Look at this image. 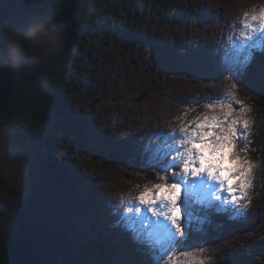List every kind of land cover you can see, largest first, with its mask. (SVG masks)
Instances as JSON below:
<instances>
[{
  "label": "rangeland",
  "instance_id": "374dc122",
  "mask_svg": "<svg viewBox=\"0 0 264 264\" xmlns=\"http://www.w3.org/2000/svg\"><path fill=\"white\" fill-rule=\"evenodd\" d=\"M123 1L141 11L143 22L129 27V37L137 43L120 35L90 54L89 40L80 42L84 48H77L76 55L86 60L88 71L69 67L77 83L65 93V113L50 123L52 146L41 153L42 163L51 168L44 172V182L31 174L23 158L39 134L37 118L23 116L9 125L0 121V240L27 211L30 222L43 223L53 234L41 264H91L97 232L108 238L100 241L107 244L108 264H153L149 253L129 252L133 238L119 226L115 205L122 195H138L143 185L162 182L156 179L160 166H149L143 145L153 133L176 127L185 111L188 119L205 111L207 99L197 102V97L215 98L226 85L237 83L239 97L255 120L250 139L264 138V108L254 109L252 103L264 91V72L255 65L254 53L264 51L253 52L239 77L225 65L235 18L264 6V0ZM57 2L0 0V50L8 46L9 26L20 27L41 12L49 13ZM93 4L102 7L104 0ZM5 64L0 57V65ZM55 70L48 76L55 77L61 67ZM263 149L247 154L258 166L247 213L218 221L206 209L194 222L189 245L207 249V264H264V156L257 154ZM62 254H70L71 261L65 263Z\"/></svg>",
  "mask_w": 264,
  "mask_h": 264
},
{
  "label": "snow or ice",
  "instance_id": "6c2138e0",
  "mask_svg": "<svg viewBox=\"0 0 264 264\" xmlns=\"http://www.w3.org/2000/svg\"><path fill=\"white\" fill-rule=\"evenodd\" d=\"M231 27L225 65L239 77L253 52L264 51V6L243 11ZM196 99H207L205 111L192 119L185 111L176 127L153 133L143 145L149 166H160L156 179L162 182L143 185L138 195H122L115 205L119 226L151 253L153 264H207V249L189 245L200 213L243 216L252 203L258 167L247 155L252 109L235 82L215 98Z\"/></svg>",
  "mask_w": 264,
  "mask_h": 264
},
{
  "label": "trees",
  "instance_id": "16d2710c",
  "mask_svg": "<svg viewBox=\"0 0 264 264\" xmlns=\"http://www.w3.org/2000/svg\"><path fill=\"white\" fill-rule=\"evenodd\" d=\"M65 1L66 0H58L57 5L53 10H51L49 13L44 12V14L41 12L39 17L46 19L50 16H57L61 10L62 4ZM93 1L95 0H92L88 11L84 16L83 27L78 39L71 44L64 58L48 66L32 92L24 94L23 97H11L9 102H6L2 98L0 91V121L2 125H9L14 121L15 118L28 115H33L35 118H37L36 120L39 121V134L32 143L31 150L27 152L28 154L23 155V158L27 162L31 174L34 177L37 175V179L40 182H44V172L46 171L49 174V171L51 170L50 165L47 166V163L43 164L41 159V153L45 149L47 150L52 146L50 143L51 137L49 135V130L51 129L50 123L54 118L63 115V112L65 113V93L69 90V88L74 87L77 83L75 76H72V74L69 73V67L71 68L73 65L80 71H88L87 65L85 64L86 60H79L77 58L79 57V54L76 55L77 48H84V44L81 46L80 42L89 40L90 48L88 49V52L90 54L96 51V48H99L102 43L110 45L112 39L117 41L120 35H122L124 41H127V43H129V41L130 43H137L129 37V27H134L132 24L137 25L143 22L142 16L139 15V12H141L139 11V7H136V5L132 7L131 3L129 4V7H126L123 5V0H104V5L102 7H96L93 4ZM118 12L119 14L116 16ZM149 49L152 50V46H149ZM162 52H165V50L163 49ZM171 56H169L170 61H172ZM254 62L255 65L264 72V53L256 51L254 53ZM5 65H0V78L1 72ZM57 66H60L61 70L57 71L55 77H49L48 75L50 72L53 70L56 71L55 69ZM29 72L31 71L29 70ZM256 97L257 98L252 100L254 109L264 108V91H262ZM106 146L102 145L104 148ZM250 146L252 149H254V151L259 150L260 147L264 148V138L257 137L255 142ZM110 152L111 151H109V154ZM257 154L264 156V149L263 152H257ZM110 157L111 156L109 155V158ZM38 163L41 165H39L38 168H35ZM57 177L62 179L63 175L59 176L58 174ZM23 214L26 220L27 237L32 246L29 262L30 264H41L42 259L45 257V252L43 249H47L46 246L48 245V241L53 238V234L47 232L43 223L36 225L33 222H30V215L27 211H23ZM209 215L211 218H216L215 214L211 213ZM97 235L99 236V241L95 243L94 247L90 250L93 252L90 262L91 264H108V257H106L107 250H104L107 244L100 242L102 240L108 242V238L100 232H97ZM118 237L120 239H124L122 234L118 235ZM5 239L6 238L0 240V263L14 264L11 256H9L6 252ZM130 241V253H133L134 255L138 253L139 255L141 254L145 256L146 253H149L148 256H152L149 251L145 249L142 250V248L138 246H133V239H130ZM56 248L57 250L62 251L58 246H56ZM130 253H128V255ZM71 257L72 256L70 254H62V258L67 260L65 263L70 262Z\"/></svg>",
  "mask_w": 264,
  "mask_h": 264
},
{
  "label": "clouds",
  "instance_id": "9594fccd",
  "mask_svg": "<svg viewBox=\"0 0 264 264\" xmlns=\"http://www.w3.org/2000/svg\"><path fill=\"white\" fill-rule=\"evenodd\" d=\"M90 0H73V10L69 17L58 19L31 17L20 27L9 26L8 46L0 50L11 66L13 79H24L26 71H36L42 64L58 61L66 48L68 34L75 24L86 14Z\"/></svg>",
  "mask_w": 264,
  "mask_h": 264
},
{
  "label": "water",
  "instance_id": "95a60500",
  "mask_svg": "<svg viewBox=\"0 0 264 264\" xmlns=\"http://www.w3.org/2000/svg\"><path fill=\"white\" fill-rule=\"evenodd\" d=\"M91 2L92 0H90L88 8ZM73 7V0H71L70 4H68L66 0L62 4L61 10L56 17L58 19L69 17ZM84 16L80 23L75 24L70 30L65 51L60 59L66 56L71 44L78 39L83 27ZM48 66L49 65L47 62H45V64H42L40 68L34 72H29V70L26 71L24 79L18 82L17 80L13 79L11 66L7 63L1 72L0 78V91L4 101L9 102L11 97H23L24 94L31 92L38 84ZM5 248L7 254L11 256L14 264H30L29 256L32 252V246L27 237L26 220L23 212L20 213L16 224L9 228L5 239Z\"/></svg>",
  "mask_w": 264,
  "mask_h": 264
},
{
  "label": "bare ground",
  "instance_id": "6f19581e",
  "mask_svg": "<svg viewBox=\"0 0 264 264\" xmlns=\"http://www.w3.org/2000/svg\"><path fill=\"white\" fill-rule=\"evenodd\" d=\"M238 16V15H237ZM214 22V21H213ZM189 48V47H188ZM249 76V75H248ZM222 77V76H221ZM258 78V77H257ZM203 104V103H202ZM238 107V106H237ZM171 126V125H170ZM148 131V130H147ZM146 133V132H145ZM149 135V134H148ZM95 186V185H94ZM214 214H215V217L216 219H218V221H220L223 217H224V214L223 213H217L215 211H213ZM218 244V243H217ZM194 246V245H193ZM197 246V245H196ZM233 247V246H232ZM218 250V249H217ZM213 254V253H212ZM211 261V260H210Z\"/></svg>",
  "mask_w": 264,
  "mask_h": 264
},
{
  "label": "flooded vegetation",
  "instance_id": "af4514ba",
  "mask_svg": "<svg viewBox=\"0 0 264 264\" xmlns=\"http://www.w3.org/2000/svg\"><path fill=\"white\" fill-rule=\"evenodd\" d=\"M162 1H164V0H162ZM196 2V1H198V0H173V3H175V2H177V3H187V2ZM171 5H173V4H171Z\"/></svg>",
  "mask_w": 264,
  "mask_h": 264
}]
</instances>
